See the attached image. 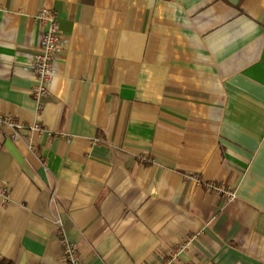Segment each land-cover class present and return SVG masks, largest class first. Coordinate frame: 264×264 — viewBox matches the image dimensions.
<instances>
[{
    "label": "crops",
    "instance_id": "obj_1",
    "mask_svg": "<svg viewBox=\"0 0 264 264\" xmlns=\"http://www.w3.org/2000/svg\"><path fill=\"white\" fill-rule=\"evenodd\" d=\"M0 113V257L65 264L61 220L84 264H264V0H0Z\"/></svg>",
    "mask_w": 264,
    "mask_h": 264
},
{
    "label": "built area",
    "instance_id": "obj_2",
    "mask_svg": "<svg viewBox=\"0 0 264 264\" xmlns=\"http://www.w3.org/2000/svg\"><path fill=\"white\" fill-rule=\"evenodd\" d=\"M38 20L46 25L47 29L43 34L40 49L29 56V67L36 75V84L32 88V93L36 98L41 99L50 94V84L54 79V64L58 53L62 49L63 41L57 16L52 10L43 9L38 15ZM0 125L11 128L14 132V138H20L21 133L26 129L24 123L2 113H0ZM192 178L201 183L196 176H192ZM202 184L206 189L224 197L226 200L231 201L236 198V190L231 186L212 182ZM0 197L4 201H8L9 195L6 188L0 187ZM57 225V237L62 242L65 264H84L82 253L79 247L69 239L63 222L58 220Z\"/></svg>",
    "mask_w": 264,
    "mask_h": 264
},
{
    "label": "trees",
    "instance_id": "obj_3",
    "mask_svg": "<svg viewBox=\"0 0 264 264\" xmlns=\"http://www.w3.org/2000/svg\"><path fill=\"white\" fill-rule=\"evenodd\" d=\"M0 264H15L13 261L0 257Z\"/></svg>",
    "mask_w": 264,
    "mask_h": 264
}]
</instances>
